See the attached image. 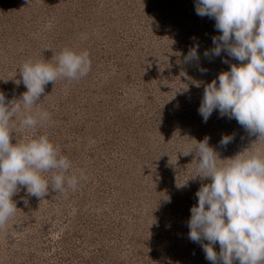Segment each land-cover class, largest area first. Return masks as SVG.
Listing matches in <instances>:
<instances>
[{"label": "rangeland", "instance_id": "obj_1", "mask_svg": "<svg viewBox=\"0 0 264 264\" xmlns=\"http://www.w3.org/2000/svg\"><path fill=\"white\" fill-rule=\"evenodd\" d=\"M214 25L195 0H0L8 100L27 91L18 69L28 59L55 63L67 47L91 60L86 76L45 85L39 107L50 122L27 130L15 118L12 143L47 135L71 161L68 174L84 178L43 198L18 185L0 264H213L188 236L195 193L210 182L196 176L195 140L210 137L220 159L264 156V137L218 110L207 122L198 112L205 84L243 63L204 56L220 35ZM194 44L199 59L185 61ZM223 135L234 138L222 145Z\"/></svg>", "mask_w": 264, "mask_h": 264}, {"label": "clouds", "instance_id": "obj_2", "mask_svg": "<svg viewBox=\"0 0 264 264\" xmlns=\"http://www.w3.org/2000/svg\"><path fill=\"white\" fill-rule=\"evenodd\" d=\"M195 11L213 18L220 33L212 37L214 47L205 50L204 56L225 52L243 62L232 63L229 70L205 84L199 114L207 122L218 110L222 117L235 118L249 134L264 137V0H195ZM198 47L190 48L185 61L199 59ZM54 59L55 63L45 59L23 62L18 71L27 91L18 99L8 100L0 91V226L17 209L12 196L20 190L18 185L26 186L29 195L43 198L50 187L55 191L75 189L84 178L82 170L79 177L68 174L71 161L47 135L11 142L18 115L21 129L32 130L50 122L51 114L39 107L45 85L60 78H82L91 69L87 50L65 47ZM222 62L230 63L227 58ZM200 71L207 69L201 67ZM233 138L223 135L219 143L227 145ZM209 139H194L196 176L210 182L195 193L198 202L190 208L187 222L189 239L201 243L206 259L213 264H264V156L244 155V151L220 159ZM45 172L52 173L51 183ZM217 243L219 253L214 248Z\"/></svg>", "mask_w": 264, "mask_h": 264}]
</instances>
